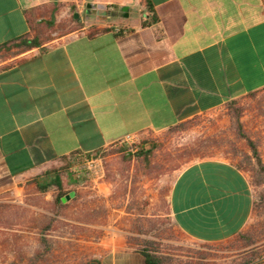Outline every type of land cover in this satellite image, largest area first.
Segmentation results:
<instances>
[{"label": "crops", "instance_id": "crops-1", "mask_svg": "<svg viewBox=\"0 0 264 264\" xmlns=\"http://www.w3.org/2000/svg\"><path fill=\"white\" fill-rule=\"evenodd\" d=\"M70 15L86 24L0 50V204L64 187L76 156L264 89V0H0V48ZM253 206L247 175L221 160L184 169L169 195L177 228L207 244L241 234ZM99 242L87 264H146L119 231Z\"/></svg>", "mask_w": 264, "mask_h": 264}, {"label": "rangeland", "instance_id": "rangeland-1", "mask_svg": "<svg viewBox=\"0 0 264 264\" xmlns=\"http://www.w3.org/2000/svg\"><path fill=\"white\" fill-rule=\"evenodd\" d=\"M47 21L33 24L32 36L45 41L86 24L85 18L73 24L72 15ZM90 29L97 31L95 25ZM242 134L264 164V89L166 132L106 149L99 185L85 180L77 171L81 163L72 159L70 180L61 190L51 181L0 204V264H87L102 253L100 239L118 231L132 247L151 250L164 264H243L251 258L264 264V184L253 181L247 156L253 165L255 160ZM205 160L243 166L254 199L245 230L214 244L186 237L169 208L178 175ZM64 189L75 195L66 196ZM60 198L68 199L62 203ZM249 238L254 246H247Z\"/></svg>", "mask_w": 264, "mask_h": 264}, {"label": "trees", "instance_id": "trees-1", "mask_svg": "<svg viewBox=\"0 0 264 264\" xmlns=\"http://www.w3.org/2000/svg\"><path fill=\"white\" fill-rule=\"evenodd\" d=\"M37 27H41L39 25H35ZM33 27V26H32ZM41 43V40L39 38L38 35H35L33 37V40L31 41L30 44H28V37L22 38L19 40V42L17 43H13L10 46H4L1 49H5L6 51H9L13 48H17L19 50V52L21 51V49H32L34 47H37L39 44ZM243 135V139L246 140L247 145L250 147L251 152H252V156L253 159L255 160V164H252V159L247 156V159L249 160V171L253 173V181L256 185H263L264 184V164L258 154L257 148L255 146V144L249 140L248 138H246V136ZM239 170L241 171H245L243 166L237 164L235 165ZM56 185L57 187L61 190L62 186L61 183L59 181H56ZM68 198H60L59 201L60 202H64V200H67ZM245 237V236H244ZM255 240L249 238V240L247 241V246H254ZM141 253L143 254V256L145 257L146 260V264H164L163 260L161 257H159L158 255H156L154 252H152L149 249H140ZM243 264H260L259 262L256 261V258H251L249 260H247L246 262H244Z\"/></svg>", "mask_w": 264, "mask_h": 264}, {"label": "built area", "instance_id": "built-area-1", "mask_svg": "<svg viewBox=\"0 0 264 264\" xmlns=\"http://www.w3.org/2000/svg\"><path fill=\"white\" fill-rule=\"evenodd\" d=\"M128 141H135V139ZM74 159L78 163H81V166H79L77 171L85 178V180L95 185H99L103 182L105 178V169L101 153L97 155H79Z\"/></svg>", "mask_w": 264, "mask_h": 264}]
</instances>
